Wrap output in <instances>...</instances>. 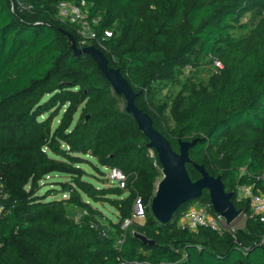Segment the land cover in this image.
<instances>
[{
	"label": "trees",
	"instance_id": "trees-1",
	"mask_svg": "<svg viewBox=\"0 0 264 264\" xmlns=\"http://www.w3.org/2000/svg\"><path fill=\"white\" fill-rule=\"evenodd\" d=\"M63 1L86 2L88 19L98 20L97 39L84 42L79 26L59 17ZM253 12L261 17L253 31L235 37ZM63 31L79 48L100 49L121 71L175 151L181 141L197 140L191 159L234 193L247 216L243 228L184 230L188 203L168 224L155 219L158 155L124 97L89 55L73 51ZM205 58L223 67L187 100L176 97L170 130L154 84ZM87 157L122 170L127 188L86 180ZM187 169L194 181L201 177L192 164ZM54 173L71 178L62 185L66 198L50 199L57 190L39 195ZM240 186L264 194V0H0V264H264V222L250 199L238 198ZM137 198L145 222L124 229ZM89 200L113 207L117 220ZM200 204H211L207 191Z\"/></svg>",
	"mask_w": 264,
	"mask_h": 264
},
{
	"label": "water",
	"instance_id": "water-1",
	"mask_svg": "<svg viewBox=\"0 0 264 264\" xmlns=\"http://www.w3.org/2000/svg\"><path fill=\"white\" fill-rule=\"evenodd\" d=\"M73 51L76 54L89 55L98 65V68L110 82L114 92L123 96L126 102V111L136 121L139 130L149 139L147 148L157 153L161 164L162 179L157 183L155 195L151 202V211L155 219L161 224H168L176 212L185 204L202 197L208 192L213 209L220 213L227 225L233 224L242 214L234 204L235 195L228 192L220 176H212L204 165L195 163L190 156V150L197 140L181 141L179 152L175 151L169 140L156 129L153 118L138 107V94L131 87L128 80L117 68L110 67L105 54L95 46L79 48L74 36L66 31ZM192 164L201 177L194 181L187 169ZM135 236L144 243L154 244L145 235L135 233Z\"/></svg>",
	"mask_w": 264,
	"mask_h": 264
},
{
	"label": "rangeland",
	"instance_id": "rangeland-1",
	"mask_svg": "<svg viewBox=\"0 0 264 264\" xmlns=\"http://www.w3.org/2000/svg\"><path fill=\"white\" fill-rule=\"evenodd\" d=\"M260 19V15L255 12L248 14L242 19L241 22V24L246 26V29H237L236 32H234V36L243 37L250 34L253 31V28L258 24ZM219 69L220 67L219 65H217V62H213L212 60L205 58L198 65L177 68L176 75L173 79L159 81L154 84L157 102L159 104H165L167 107L164 113L167 128L172 130L176 126L175 120L171 113V108L176 97L179 94H183V96L187 100L193 87L199 85H208L210 78L217 71H219ZM80 115L81 111H79L75 118L78 119ZM61 116L62 113H60V115L54 120V126H57L60 123ZM87 160H89L90 163H85L82 165V168L86 171V180L92 182L95 186L99 188L112 186V183L107 177V171L105 170V168H103L94 159L90 157H87ZM101 171L106 172L105 176L101 173ZM161 179L162 173L158 182ZM70 182L71 178L69 175L62 173H54L44 181V185L39 191V195L44 196L52 192L53 190H57V193L54 196H49L50 199L66 198L69 194L67 192L61 191L63 188L62 185L70 184ZM88 203H90V205L94 209L100 210L103 214L112 217L114 220H117V211L110 205H106L102 202H94L92 200H89ZM199 203L200 198L195 199L188 204H191L192 207H196ZM246 221L247 216L245 214H242L233 224L227 225L226 227L230 228L231 231L235 232V230L243 228L246 224ZM135 222L138 224H143L145 222V218L139 219ZM131 227L132 225L127 229Z\"/></svg>",
	"mask_w": 264,
	"mask_h": 264
},
{
	"label": "built area",
	"instance_id": "built-area-1",
	"mask_svg": "<svg viewBox=\"0 0 264 264\" xmlns=\"http://www.w3.org/2000/svg\"><path fill=\"white\" fill-rule=\"evenodd\" d=\"M86 2L81 4H74L71 2L63 1L58 6L59 17L71 24L79 26V34L83 41L87 39H97V33L95 32L93 25L98 23L97 19L89 20L85 12L84 7ZM111 31H106L105 36L107 38L112 37ZM103 46L102 43H100ZM219 67H223L222 64H218ZM151 155H154V151L151 150ZM155 165H157L155 163ZM107 171V177L112 183V186L119 187L121 189L127 188L128 176L120 169H105ZM238 198H248L251 200V206L254 216H259L261 221L264 222V194H255L251 187L240 186L238 192ZM212 204H198L196 207H191L188 211L184 212L180 218V226L184 230L195 231L200 227H209L215 231H223L226 228L225 218L218 212H216ZM146 217V206L143 204L140 198H137L134 204V212L131 219L125 221L123 228L127 229L135 221L144 219Z\"/></svg>",
	"mask_w": 264,
	"mask_h": 264
}]
</instances>
